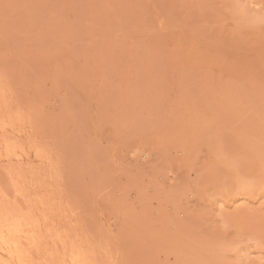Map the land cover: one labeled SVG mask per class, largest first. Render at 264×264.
I'll return each instance as SVG.
<instances>
[{"label":"rangeland","instance_id":"374dc122","mask_svg":"<svg viewBox=\"0 0 264 264\" xmlns=\"http://www.w3.org/2000/svg\"><path fill=\"white\" fill-rule=\"evenodd\" d=\"M0 264H264V0H0Z\"/></svg>","mask_w":264,"mask_h":264}]
</instances>
